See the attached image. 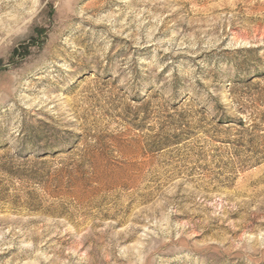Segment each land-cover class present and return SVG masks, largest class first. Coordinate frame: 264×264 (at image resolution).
I'll list each match as a JSON object with an SVG mask.
<instances>
[{"label":"rangeland","instance_id":"obj_1","mask_svg":"<svg viewBox=\"0 0 264 264\" xmlns=\"http://www.w3.org/2000/svg\"><path fill=\"white\" fill-rule=\"evenodd\" d=\"M0 264H264V0H0Z\"/></svg>","mask_w":264,"mask_h":264}]
</instances>
